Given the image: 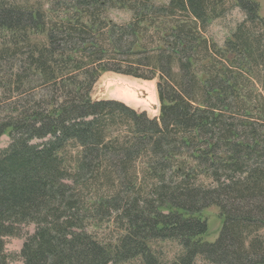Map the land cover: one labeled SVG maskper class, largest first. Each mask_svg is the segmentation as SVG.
<instances>
[{"label": "trees", "instance_id": "obj_1", "mask_svg": "<svg viewBox=\"0 0 264 264\" xmlns=\"http://www.w3.org/2000/svg\"><path fill=\"white\" fill-rule=\"evenodd\" d=\"M18 4L0 0V264L27 225L23 264H264L259 3ZM112 8L132 19L109 24ZM235 8L245 19L219 46L204 34ZM104 73L158 79L159 116L94 100ZM164 242L181 249L172 261Z\"/></svg>", "mask_w": 264, "mask_h": 264}, {"label": "rangeland", "instance_id": "obj_2", "mask_svg": "<svg viewBox=\"0 0 264 264\" xmlns=\"http://www.w3.org/2000/svg\"><path fill=\"white\" fill-rule=\"evenodd\" d=\"M18 5H26L27 7L38 8L42 7L43 11L49 13V9L51 8V2L54 0H15ZM158 6H165L168 4V0H151ZM228 4H231L234 0H225ZM260 5V15L264 18V0H256ZM57 9V8H56ZM59 10V9H57ZM53 14V13H51ZM107 22L114 24H123L129 22L132 19V15L127 11H120L119 9H109L106 14ZM245 19L244 14L240 11V9H233L229 12L225 17L220 18L213 22L205 32V36L210 40L215 42L219 46H223L225 41L231 35V33L235 30L236 26L242 23ZM37 41H43V37H38ZM158 79H154V81H143L138 80L132 77H125L122 75L114 74V73H105L103 74L96 85L94 86L92 96L95 99H113L115 101H121L136 109L139 112H146L152 117L158 115V113L152 112L150 107H148L147 103L139 102L136 99V102H132L130 100V91L128 88L133 86L138 87L140 89L149 90L150 92L155 91L154 101L157 105H160L159 98L157 94L156 83ZM144 98V96H143ZM2 104H0L1 106ZM119 131V130H117ZM115 131L114 133L119 135L121 132ZM117 132V133H116ZM125 130H123V134ZM11 144V138L7 135L3 136L0 139V150H6ZM205 216L207 217V221L209 224V234L208 240L215 241L217 238L219 231L221 229V221L218 217V210L215 208H211L205 212ZM35 232L34 225L22 226L20 234L16 237H8L5 239V253L9 257L8 264H23L21 260V250L23 246V242L27 236L32 235ZM100 235H107V239H110L111 235H114L112 225L104 226L99 231ZM155 251L160 253L161 257H164L167 261H172L177 255L181 253V249L175 243L164 242V243H156L154 245ZM196 264H207L202 259H197Z\"/></svg>", "mask_w": 264, "mask_h": 264}, {"label": "water", "instance_id": "obj_3", "mask_svg": "<svg viewBox=\"0 0 264 264\" xmlns=\"http://www.w3.org/2000/svg\"><path fill=\"white\" fill-rule=\"evenodd\" d=\"M125 77H127V76H125ZM128 90L130 91V98L129 99L132 100V102L138 103L136 101V99H138L139 102L147 103L148 107H150L152 112H154V113L160 112V105H157V103L154 101L155 99L151 96V92L149 90L140 89V88L135 87V86L128 88ZM92 93H93V91H92ZM143 96H144V98H143ZM92 98H93V96H92ZM93 99L94 100H113V99H95V98H93ZM119 102H121V101H119ZM122 103H124V102H122ZM124 104L127 105L126 103H124ZM127 106H129V105H127ZM129 107L132 108L131 106H129ZM132 109H134V108H132ZM134 110H136V109H134ZM158 115H159V113H158ZM157 116H155V117H157ZM150 117H152V116H150ZM152 118H154V117H152Z\"/></svg>", "mask_w": 264, "mask_h": 264}, {"label": "bare ground", "instance_id": "obj_4", "mask_svg": "<svg viewBox=\"0 0 264 264\" xmlns=\"http://www.w3.org/2000/svg\"><path fill=\"white\" fill-rule=\"evenodd\" d=\"M151 96L154 98H156V96H155V91L154 92H151Z\"/></svg>", "mask_w": 264, "mask_h": 264}]
</instances>
